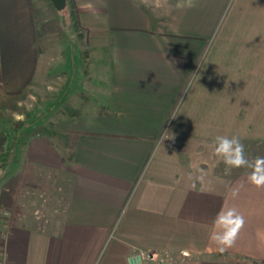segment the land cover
Wrapping results in <instances>:
<instances>
[{"label":"crops","instance_id":"crops-1","mask_svg":"<svg viewBox=\"0 0 264 264\" xmlns=\"http://www.w3.org/2000/svg\"><path fill=\"white\" fill-rule=\"evenodd\" d=\"M75 2L86 63L81 52L54 63L32 0H0V124L24 121L16 109L37 86L31 107L50 124L20 135L0 192L26 165L70 180L53 222L30 220L19 198L1 212L24 221L0 218V261L125 264L145 251L146 264H264V188L213 154L217 136H238L249 161L264 157V0ZM222 207L245 218L224 253L209 240Z\"/></svg>","mask_w":264,"mask_h":264},{"label":"rangeland","instance_id":"rangeland-1","mask_svg":"<svg viewBox=\"0 0 264 264\" xmlns=\"http://www.w3.org/2000/svg\"><path fill=\"white\" fill-rule=\"evenodd\" d=\"M70 6L71 5L69 3L68 6L63 9V13H60L54 8L53 4L49 0H32V10L34 12L37 39L43 46V48L47 50L48 56L51 55L54 63H57L58 60L56 59L58 57L64 59V56H67L68 58L73 59V57H75V55L77 56V54H79L80 52L84 59V63L89 60H85V58L90 57L86 50V33L75 22V16ZM52 88L53 93H56L54 96H51L52 100L59 99V96L57 94L58 86H52ZM64 95L66 96L67 94ZM42 97V86H37V88L30 95L26 93L25 95H22V100L20 101L17 107L18 109L16 110L19 112V114L22 115L21 118L24 119L29 127L27 129L25 127V130L21 133V135H24L27 131L34 132L37 129H39V132L48 130L50 124L45 123V120L48 119V116L46 117V114L43 113L42 107L38 106L34 109L31 107L34 103L36 105L41 104L40 100H42ZM71 99H75V96L72 95ZM59 103L61 104L62 102ZM53 107L54 108H51L52 111L50 114L52 116L56 112V109L59 107V104L57 103ZM32 109L34 110L33 112H31ZM28 110L30 115L28 114ZM59 110L60 108H58L57 111ZM17 116V114H14L13 116L9 115L6 120L2 124H0V141L5 140V135L7 131L10 130L11 122L15 120ZM30 119L32 121H30ZM44 124L45 126H43ZM65 158H68V155H66ZM64 175L65 174H63L62 177L60 172H47L45 177L47 182L51 184L50 190H48L47 194L45 192H36V195L37 193L42 194L40 196V199L43 200V203H40L39 207L40 209H42L43 213H39L42 214L40 215L43 216L42 219L45 221L53 222L55 218L57 219L59 217V214L61 213H54L52 212V209H54L53 207H55L58 198H62L64 196V193H66L67 184L70 180L68 176ZM34 204L36 205L37 203ZM169 262L170 261H167V263ZM170 264H176V262L173 261L172 263L170 262Z\"/></svg>","mask_w":264,"mask_h":264},{"label":"clouds","instance_id":"clouds-1","mask_svg":"<svg viewBox=\"0 0 264 264\" xmlns=\"http://www.w3.org/2000/svg\"><path fill=\"white\" fill-rule=\"evenodd\" d=\"M167 133L162 135V140L170 139L164 138ZM213 154L223 162L226 171L250 168L251 172L247 176L248 182L258 189L264 188V157H257L254 161H249L245 156L244 144L240 137L217 136L213 145ZM238 194L239 186L232 189L231 192L233 197ZM244 225L245 218L235 208L222 207L212 222L209 240L216 245L219 252L224 253L235 246ZM155 257L156 254L153 253L148 259H155ZM145 258L146 254L141 251L138 255L127 256L125 264H144Z\"/></svg>","mask_w":264,"mask_h":264},{"label":"trees","instance_id":"trees-1","mask_svg":"<svg viewBox=\"0 0 264 264\" xmlns=\"http://www.w3.org/2000/svg\"><path fill=\"white\" fill-rule=\"evenodd\" d=\"M66 6L70 3V7L72 9V12L74 13L75 16V22L78 24V26L82 28L79 22L78 18V7L75 2V0H66ZM60 13H63V10L59 11ZM84 30V29H83ZM86 35L88 34V30H84ZM26 127V122L23 120H16L11 123L10 127V140L9 142L5 140L0 141V168L5 167L14 157V149L16 145L18 144L19 137L22 133V131ZM73 148V143L70 146V150ZM69 157H71L72 153L70 152ZM46 173L44 172H39L38 169H36L33 166H28L26 167L18 174L13 175L9 177V179L3 184L1 192H0V218L4 219L6 224H12V223H17V222H23L24 220H21L20 217H17L13 214H10L9 216H3L2 211L5 210L6 208L13 209L15 210L16 205L14 202L19 198L20 203L22 205L20 208L18 207L17 209H23L26 213V215H29L30 220H43L42 214L39 213V211L33 210V207L35 206H30V209L27 211V205L31 204L33 200L35 201L36 199L39 201H42L40 199V196L42 194L36 195V192H42L46 193L48 192L46 185L44 184V180H46ZM36 197V199H35ZM36 200V201H37ZM27 207V208H26ZM41 214V215H40ZM220 256L227 257V254H220ZM250 262V261H249Z\"/></svg>","mask_w":264,"mask_h":264},{"label":"water","instance_id":"water-1","mask_svg":"<svg viewBox=\"0 0 264 264\" xmlns=\"http://www.w3.org/2000/svg\"><path fill=\"white\" fill-rule=\"evenodd\" d=\"M49 1L53 4L54 8L58 11L63 10L66 6V0H49Z\"/></svg>","mask_w":264,"mask_h":264},{"label":"built area","instance_id":"built-area-1","mask_svg":"<svg viewBox=\"0 0 264 264\" xmlns=\"http://www.w3.org/2000/svg\"><path fill=\"white\" fill-rule=\"evenodd\" d=\"M140 252L141 251H138L135 255H138ZM142 252H144L146 254V258L144 260V264H146V261L148 260V254L145 251H142ZM0 264H9V263L5 259H3L0 261ZM154 264H166V263L162 259H157V261Z\"/></svg>","mask_w":264,"mask_h":264}]
</instances>
